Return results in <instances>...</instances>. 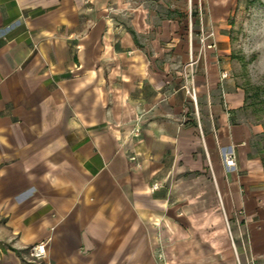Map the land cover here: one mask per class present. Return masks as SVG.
I'll return each mask as SVG.
<instances>
[{"label": "crops", "instance_id": "0c3cea01", "mask_svg": "<svg viewBox=\"0 0 264 264\" xmlns=\"http://www.w3.org/2000/svg\"><path fill=\"white\" fill-rule=\"evenodd\" d=\"M256 1L0 0V264H264Z\"/></svg>", "mask_w": 264, "mask_h": 264}, {"label": "rangeland", "instance_id": "374dc122", "mask_svg": "<svg viewBox=\"0 0 264 264\" xmlns=\"http://www.w3.org/2000/svg\"><path fill=\"white\" fill-rule=\"evenodd\" d=\"M194 1L195 0H174V2H178V4L174 3V7L178 5V7H180L181 12L183 9L189 10L190 8L193 13L195 3ZM257 2L260 3L261 8H264V2L257 0L255 3L258 4ZM168 5L169 7H171L170 0L168 2ZM251 7L252 6L245 8V12L241 15L240 20L238 19L236 22V27L233 28L231 31V35L234 39L235 49H240L238 51H241L242 49L241 33L243 34L244 39L246 35V32L243 30V27L252 24V13L250 11ZM244 79L245 80L243 81V83L245 84V86H247L249 91V96H247V109H251V112L249 113V118L253 122H258L262 124L263 127V132L261 133V135H259L258 142L263 151L262 156L264 158V74L256 76L254 77V80H252V77L249 75V73H245Z\"/></svg>", "mask_w": 264, "mask_h": 264}, {"label": "built area", "instance_id": "2783aa9c", "mask_svg": "<svg viewBox=\"0 0 264 264\" xmlns=\"http://www.w3.org/2000/svg\"><path fill=\"white\" fill-rule=\"evenodd\" d=\"M214 44H210L208 45V47H213ZM192 64V63H191ZM223 77H226L227 74L225 72L222 73ZM191 95H194V90L191 89ZM139 135V129L138 128H134L132 130V136L133 137H137ZM138 153L135 151L134 154H132L129 159L130 160H134L136 155ZM224 164L226 168H231L235 165V161H234V156L232 154H229L227 156L224 157ZM160 187L159 183H153L151 185V189L156 190ZM30 255L36 259H43L45 257V243L44 242H39L36 244H33L30 247ZM249 264H253V261H250Z\"/></svg>", "mask_w": 264, "mask_h": 264}, {"label": "trees", "instance_id": "16d2710c", "mask_svg": "<svg viewBox=\"0 0 264 264\" xmlns=\"http://www.w3.org/2000/svg\"><path fill=\"white\" fill-rule=\"evenodd\" d=\"M263 162H264V160H263Z\"/></svg>", "mask_w": 264, "mask_h": 264}]
</instances>
